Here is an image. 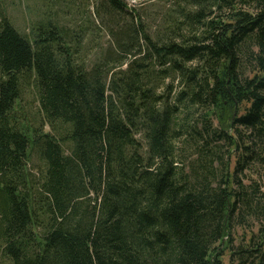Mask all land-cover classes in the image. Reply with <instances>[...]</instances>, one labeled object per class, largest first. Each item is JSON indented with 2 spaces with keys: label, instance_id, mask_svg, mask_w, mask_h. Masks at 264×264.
<instances>
[{
  "label": "trees",
  "instance_id": "16d2710c",
  "mask_svg": "<svg viewBox=\"0 0 264 264\" xmlns=\"http://www.w3.org/2000/svg\"><path fill=\"white\" fill-rule=\"evenodd\" d=\"M142 11L98 0L25 34L0 7L10 264H264V0H171L154 31ZM236 227L251 235L238 246Z\"/></svg>",
  "mask_w": 264,
  "mask_h": 264
},
{
  "label": "rangeland",
  "instance_id": "374dc122",
  "mask_svg": "<svg viewBox=\"0 0 264 264\" xmlns=\"http://www.w3.org/2000/svg\"><path fill=\"white\" fill-rule=\"evenodd\" d=\"M98 0H0V7L3 9L12 21V23L22 32L29 33L30 29L37 20L44 15L49 14L60 24L65 26H75L81 22V17L90 15L95 11ZM129 5L142 7V14L147 20L152 31L156 30L161 24V16L166 13L171 0H126ZM49 16V17H50ZM95 37L96 44L93 43L94 51L91 55L97 53L101 46H107L108 37L98 29ZM101 35V37H100ZM91 57V58H93ZM168 79L166 84H170ZM178 82L175 84L177 86ZM163 90V89H162ZM163 92V91H162ZM18 112L20 117H25L30 121L40 118L38 94L34 84L25 83L22 85L21 99L19 101ZM218 123H216L217 125ZM48 132L49 128L46 129ZM32 165L36 166V163ZM264 186V185H263ZM264 190V187H263ZM254 231H257L260 224L257 221L252 222ZM264 224V221L263 223ZM248 228L236 227L233 232L234 244L245 243L250 239ZM230 251H225L223 256V264H230ZM0 264H10L7 259L0 257Z\"/></svg>",
  "mask_w": 264,
  "mask_h": 264
}]
</instances>
